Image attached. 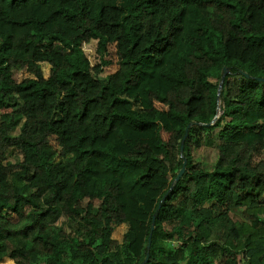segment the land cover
Wrapping results in <instances>:
<instances>
[{
  "label": "trees",
  "instance_id": "16d2710c",
  "mask_svg": "<svg viewBox=\"0 0 264 264\" xmlns=\"http://www.w3.org/2000/svg\"><path fill=\"white\" fill-rule=\"evenodd\" d=\"M257 79L264 0H0V264H264Z\"/></svg>",
  "mask_w": 264,
  "mask_h": 264
},
{
  "label": "rangeland",
  "instance_id": "374dc122",
  "mask_svg": "<svg viewBox=\"0 0 264 264\" xmlns=\"http://www.w3.org/2000/svg\"><path fill=\"white\" fill-rule=\"evenodd\" d=\"M219 111V110H218ZM220 111L217 113V118L220 116ZM18 126L14 129V134L18 133ZM216 133V131H215ZM211 138H207L205 135L201 141V147L199 149H193L192 158L193 164L202 166L205 171H211L217 158L216 152V144L217 137L214 135ZM11 162L19 161L18 158H10ZM209 204H205L204 207H208ZM232 218L235 219L234 215H231ZM126 227L121 226L117 227L113 230L111 234V239L115 240L118 244H120L123 234L125 233ZM13 262V261H12Z\"/></svg>",
  "mask_w": 264,
  "mask_h": 264
},
{
  "label": "water",
  "instance_id": "95a60500",
  "mask_svg": "<svg viewBox=\"0 0 264 264\" xmlns=\"http://www.w3.org/2000/svg\"><path fill=\"white\" fill-rule=\"evenodd\" d=\"M226 74H227V70L226 69H223L222 70V76L220 78V82H219L218 88H217V99L219 98V94H220V91H221V88H222V84H223V81H224V78H225ZM257 81L258 82H261V83H264V79H257ZM217 110H219V109L217 108ZM216 120H217V117H214V119L212 120V122H211L210 125H212ZM210 125H208V126H210ZM188 129H189V126L186 127L185 132H184V135H183V138L181 140L180 151H182L183 143H184V141L186 139V136H187V133H188ZM185 164H186V161L183 160L181 169L177 173V175H176V177L174 179V182H173V184L170 187V190L172 189L174 183L178 182L181 179V177H182V175H183V173L185 171ZM159 207L160 206H158V209H159ZM153 222H154V217H152V221H151L150 234H149L148 241H147V248L149 247V244H150V237H151V233L153 231ZM146 260H147V256L145 257V260H144L143 264L145 263Z\"/></svg>",
  "mask_w": 264,
  "mask_h": 264
}]
</instances>
